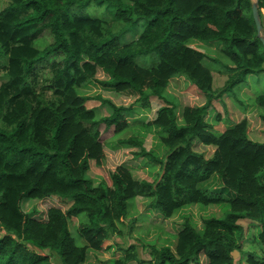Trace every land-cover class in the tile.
<instances>
[{"label":"trees","instance_id":"trees-1","mask_svg":"<svg viewBox=\"0 0 264 264\" xmlns=\"http://www.w3.org/2000/svg\"><path fill=\"white\" fill-rule=\"evenodd\" d=\"M2 1L0 264H85L89 249L101 250L117 236L129 238L137 220H126L134 198H149L150 211L168 219L190 205H214L222 212L205 216L201 227L182 215L178 232L161 247L150 246L149 259L141 258L130 240L118 244L124 253L113 264H264V142L250 137L246 118L223 130L216 128L218 115L208 120L225 94L246 84L250 74L264 73V45L252 10L257 2L263 23L264 0H9L1 7ZM93 4L114 7L112 21L84 12ZM139 22L145 24L140 34L123 42ZM44 32L51 40H41ZM195 40L221 42V55L208 56ZM152 53L158 56L155 64L137 62ZM61 54L62 61L51 59ZM206 59L230 69L222 87H214ZM44 61L50 62L51 76L40 86L35 67ZM99 69L111 76L99 83L136 91L142 107L150 108L153 99L161 102L144 123L159 139L160 156L148 146L147 133L128 126L124 112L134 106L79 91L96 81ZM176 75L185 76L205 102L179 110L166 97ZM94 97L113 112L98 117L88 106ZM255 99L264 108V93ZM242 100L234 98L236 104ZM101 125L122 132L112 147H133L135 157L160 164L157 176L136 178L129 166L118 165L110 182L93 178L91 161L105 158ZM197 140L213 146L211 156L196 150ZM214 178L220 179V190L207 185ZM45 198L58 205L43 218L35 207L26 210V200ZM81 213L86 220H79L76 232L85 245L76 243L70 229ZM242 219L257 222L251 240L259 253L244 246Z\"/></svg>","mask_w":264,"mask_h":264},{"label":"rangeland","instance_id":"rangeland-1","mask_svg":"<svg viewBox=\"0 0 264 264\" xmlns=\"http://www.w3.org/2000/svg\"><path fill=\"white\" fill-rule=\"evenodd\" d=\"M9 0H3L1 3V7H4L8 4ZM85 13L91 14L95 17H103L107 19L109 22L112 21L113 16L115 14V9L109 5H97L93 4L87 9L84 10ZM264 14V13H263ZM264 16V15H263ZM264 23V18H263ZM143 22H139L134 27H132L126 34L123 35L122 41L128 42L135 39L144 27ZM43 42L47 40H51L49 33L44 32L43 35L40 36ZM194 46H196L201 51L209 54L208 56H218L221 55L219 52V45L221 42L215 41L212 43H208L205 41L195 40L192 42ZM43 47V44L41 45ZM51 58L52 60L62 61L63 55H54ZM225 57V56H224ZM214 58V57H213ZM158 56L155 53L140 55L137 57V62L140 65L150 66L157 62ZM205 63L213 68L212 72L214 73V87L219 88L222 87L226 80L228 79V75L231 74L230 69L227 70L223 66V64H216V61L206 59ZM50 62L44 61L40 64H37L35 67L36 79L40 86L46 84L45 81L50 80V73L48 71V66ZM4 71L0 68V84L5 80ZM34 73V74H35ZM96 81H92L87 85L81 87L79 91L83 95L88 96H102V98L111 100L116 105H125V106H134L132 111L124 112L125 119L127 121L128 126L134 127L136 131L141 133H147L146 139L148 141V146L150 149L157 153L159 156L162 153V150L158 148L159 142L158 138L153 136L152 133L146 132L144 123L148 120H151L155 117V112L157 108L161 105V102L158 100H152L150 108L142 107L140 104L136 102L139 94L132 90H122L118 91L111 87H106L99 83L101 80H110V74L106 73L102 69H99L97 72ZM264 93V73L261 74H250L247 77V83L239 85V87L235 88L233 92H229L225 94V97L220 100L219 104L216 107L212 108L209 112L208 120L210 122L216 121V116L218 115L220 119L217 117L216 128L217 130H223L227 126H231L234 123L241 121L243 118L248 120V132L250 137L255 141L264 142V123L261 119V113L264 112V108L259 107L256 103V96L258 94ZM166 97L170 100H173L175 103L179 105V110L181 107L190 105L195 106L205 102V98L196 91L195 87L190 84V82L183 75H176L175 78L171 79L167 89H166ZM238 97L239 99H243L245 103L236 104L234 98ZM226 104V106H225ZM88 106L93 107L96 111L98 117L110 114L113 112L112 107L108 102H102L97 97H94L92 101L88 103ZM101 130V138L104 141V151L105 158L99 164L95 160L91 161V169L90 175L97 179L102 180L106 179L108 182L110 172L115 169L118 165L129 166L133 175L136 178H147L152 179L157 176V172L160 170V164L154 162L150 158L147 157H135L133 154V147H119L114 148L113 145L117 144V138L123 137L122 132L118 134L114 132L115 128L111 127L110 129H106L104 125L100 126ZM109 143L111 146H107ZM195 148L198 151L205 152L206 156L209 157L212 155L214 148L213 146H205L200 141L195 142ZM210 187H213L215 190H220L221 181L219 178H214L207 184ZM231 194V193H229ZM150 199L149 198H134L129 201V209L131 215L126 219L129 223H132V220H136L134 224H132V236L127 235L129 231V225L124 226L122 229L124 230V234L129 238L125 239L124 237L117 236L116 241L107 240L104 244V248L101 250H88L87 251V260L85 264H113V262L123 255L124 252L118 249V244H122L125 241L132 242L137 246V253L141 258H150V246L156 245L157 247H161L166 243V240L171 237V234H175L178 232L179 225L182 224L184 218L183 216H189L190 219L198 226H202V219L205 216H210L213 213H220L219 207L214 205L203 206V205H190L182 208L175 215L174 218L168 219L163 217L159 212L150 211L147 207ZM58 205L56 199L45 198L42 200H26L24 206L26 210L31 211L33 208H37L38 218H43L46 214L47 209L50 206ZM79 220H86V214L81 213L76 216L75 219L71 222V231L73 236L76 239V243L78 245H85V241L80 237L77 231V227L79 224ZM242 224H244L246 232V239L244 242V246L250 248L251 250L259 253V247L252 242L251 237L255 236L258 233L259 227L256 221H252L249 219L240 220ZM238 257V256H236ZM55 260V259H54ZM129 264H136V261H131ZM146 264H152L150 262H146Z\"/></svg>","mask_w":264,"mask_h":264},{"label":"water","instance_id":"water-1","mask_svg":"<svg viewBox=\"0 0 264 264\" xmlns=\"http://www.w3.org/2000/svg\"><path fill=\"white\" fill-rule=\"evenodd\" d=\"M252 10H253V18L255 20V24H256V27H257L258 34L260 35V38H261V40L263 42V45H264V36L261 35L262 28H263V23H262V20H261V17H260V13H259V8H258L257 2L253 3ZM237 254H238V252H234L235 256H237Z\"/></svg>","mask_w":264,"mask_h":264},{"label":"crops","instance_id":"crops-1","mask_svg":"<svg viewBox=\"0 0 264 264\" xmlns=\"http://www.w3.org/2000/svg\"><path fill=\"white\" fill-rule=\"evenodd\" d=\"M89 250H91V249H89ZM95 251H97V250H95Z\"/></svg>","mask_w":264,"mask_h":264},{"label":"clouds","instance_id":"clouds-1","mask_svg":"<svg viewBox=\"0 0 264 264\" xmlns=\"http://www.w3.org/2000/svg\"><path fill=\"white\" fill-rule=\"evenodd\" d=\"M227 127H229V126H227ZM225 129V128H224Z\"/></svg>","mask_w":264,"mask_h":264}]
</instances>
